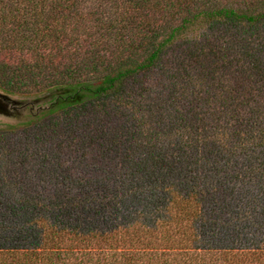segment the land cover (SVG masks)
Listing matches in <instances>:
<instances>
[{
	"label": "trees",
	"instance_id": "trees-1",
	"mask_svg": "<svg viewBox=\"0 0 264 264\" xmlns=\"http://www.w3.org/2000/svg\"><path fill=\"white\" fill-rule=\"evenodd\" d=\"M0 264H264V0H0Z\"/></svg>",
	"mask_w": 264,
	"mask_h": 264
},
{
	"label": "water",
	"instance_id": "water-1",
	"mask_svg": "<svg viewBox=\"0 0 264 264\" xmlns=\"http://www.w3.org/2000/svg\"><path fill=\"white\" fill-rule=\"evenodd\" d=\"M14 97L0 90V119L4 121L3 124L13 125L25 122L29 116L38 113L42 109L40 107L39 110L32 111L33 106L42 104L43 100L19 102Z\"/></svg>",
	"mask_w": 264,
	"mask_h": 264
},
{
	"label": "rangeland",
	"instance_id": "rangeland-1",
	"mask_svg": "<svg viewBox=\"0 0 264 264\" xmlns=\"http://www.w3.org/2000/svg\"><path fill=\"white\" fill-rule=\"evenodd\" d=\"M13 96H14V95H13ZM14 98H15L16 100H18L19 102H21V101H26V100H29V101H32V100H34V101H38V100H39V99H32V98L22 99V98L17 97V96H15ZM40 107H43V103H42V104H38V105L33 106L32 111L35 112V111L39 110ZM27 112H28V111H27ZM2 122H4V121L0 119V123H2Z\"/></svg>",
	"mask_w": 264,
	"mask_h": 264
}]
</instances>
